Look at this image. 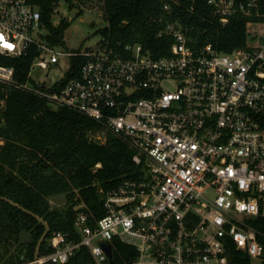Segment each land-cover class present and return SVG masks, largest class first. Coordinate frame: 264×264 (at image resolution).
Masks as SVG:
<instances>
[{
  "label": "built area",
  "instance_id": "1",
  "mask_svg": "<svg viewBox=\"0 0 264 264\" xmlns=\"http://www.w3.org/2000/svg\"><path fill=\"white\" fill-rule=\"evenodd\" d=\"M178 3L162 0V9ZM208 3L222 23L237 11L264 14L258 0ZM158 20L157 36L172 38L168 55L108 40L65 49L36 5L0 0V123L7 88L31 92L96 121L99 141L121 138L136 166L99 188L103 214L94 221L74 203L76 236L53 231L38 264L64 263L80 245L93 264H110L103 243L112 240L134 248L132 264H225L230 246L264 264V21L250 18L246 46L221 52L195 45L178 19ZM72 56L81 61L68 77ZM13 57H30L26 80ZM53 66L65 71L47 84Z\"/></svg>",
  "mask_w": 264,
  "mask_h": 264
},
{
  "label": "trees",
  "instance_id": "2",
  "mask_svg": "<svg viewBox=\"0 0 264 264\" xmlns=\"http://www.w3.org/2000/svg\"><path fill=\"white\" fill-rule=\"evenodd\" d=\"M41 12L42 21L51 32L50 39L63 45V33L69 21L62 17L57 24L52 16L58 0H29ZM69 7L87 0H66ZM107 21L99 28L100 40L110 44L140 43L153 56L168 55L171 37L157 36L158 18L178 19L195 45L210 43L221 52L245 47L247 21H264L263 15L245 16L237 11L222 23L208 0H179L170 12L162 9V0H100ZM264 13V0H258ZM156 18V19H155ZM117 47V46H116ZM80 57L72 56L68 77L78 73ZM16 76L26 80L30 57H13ZM0 123V195L24 206L48 224L50 230L39 246V255L49 253L53 231L76 236L72 205L83 201L92 221L103 214V192L116 186L136 168L132 150L121 138L106 133L99 141V124L68 107H53L37 95L18 88H7L6 107ZM264 125V115L261 118ZM100 162V166L95 164ZM65 196L56 207L51 198ZM6 200L0 199V264H31L36 243L44 231L38 218ZM25 229L32 241H20ZM111 264H132L135 250L118 240L110 241ZM225 264H252L243 251L230 246ZM40 264H93L88 249L80 245L66 262Z\"/></svg>",
  "mask_w": 264,
  "mask_h": 264
},
{
  "label": "rangeland",
  "instance_id": "3",
  "mask_svg": "<svg viewBox=\"0 0 264 264\" xmlns=\"http://www.w3.org/2000/svg\"><path fill=\"white\" fill-rule=\"evenodd\" d=\"M62 17L69 21V25L63 33L62 47L65 49H83L94 46L101 38L98 29L103 28L107 23L100 0H87L80 3L79 6L73 5L72 7H69L66 0H58L55 13L52 16V23L57 24ZM253 26L256 31L258 27ZM248 41L250 40L248 39ZM64 71V66H53L46 83L50 84L60 79ZM34 74L37 77L44 75L40 71H36ZM50 202L53 206H62L65 203V196L59 194L52 197ZM252 264H258V262L253 260Z\"/></svg>",
  "mask_w": 264,
  "mask_h": 264
},
{
  "label": "water",
  "instance_id": "4",
  "mask_svg": "<svg viewBox=\"0 0 264 264\" xmlns=\"http://www.w3.org/2000/svg\"><path fill=\"white\" fill-rule=\"evenodd\" d=\"M0 199H3V200H6L8 201L9 203H11L12 205L14 206H17L19 207L20 209L24 210L25 212H28L32 215H35L32 211L26 209L24 206L14 202L13 200L5 197V196H2L0 195ZM39 221H41L43 224H44V231L43 233L41 234V236L39 237L37 243H36V247H35V252H34V257H33V261L31 264H38L36 259L38 258V250H39V246L41 244V242L47 237L48 233H49V226L48 224L46 223V221H44L41 217L35 215ZM20 241L23 242V243H28L30 241H32V238L30 237L29 233L25 230V229H22L20 231ZM103 246H104V249L108 255V258H109V263L111 264L112 263V250H111V245L109 243H103Z\"/></svg>",
  "mask_w": 264,
  "mask_h": 264
},
{
  "label": "snow or ice",
  "instance_id": "5",
  "mask_svg": "<svg viewBox=\"0 0 264 264\" xmlns=\"http://www.w3.org/2000/svg\"><path fill=\"white\" fill-rule=\"evenodd\" d=\"M0 39H2V37H0ZM5 47H12V45L6 44Z\"/></svg>",
  "mask_w": 264,
  "mask_h": 264
}]
</instances>
